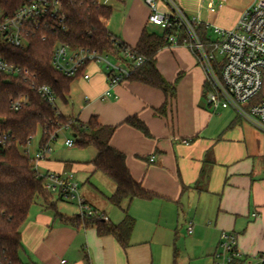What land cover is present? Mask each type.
I'll return each mask as SVG.
<instances>
[{
	"label": "crops",
	"instance_id": "0c3cea01",
	"mask_svg": "<svg viewBox=\"0 0 264 264\" xmlns=\"http://www.w3.org/2000/svg\"><path fill=\"white\" fill-rule=\"evenodd\" d=\"M120 1L124 6L121 15L116 18L112 13L107 26L121 40L135 46L143 30H149L150 9L144 0ZM238 1L214 0L213 9L208 0L175 2L187 15H199L208 32L213 25L233 27L253 3ZM157 66L169 82L181 77L172 101L161 89L129 79L112 89L118 98L102 99L109 87L108 76L95 67L87 69L89 79H76L81 85L78 92L71 84L70 101L81 109L77 116L87 122L95 114L101 123L117 125L111 144L126 154L134 179L156 194L152 199L127 201L136 219L130 246L122 248L111 235L100 237L93 226L62 220L39 197L22 229V252L26 255L29 251L33 257L22 260L24 264H55L51 255H58L59 250L68 255L69 259H63L69 264H180L175 258L176 247L174 253H158L157 257L156 249H161L156 247L170 248L165 236L177 231L181 221L194 225V232L188 234L193 249L188 255L189 264H215L214 254L224 231L238 236V247L249 260L264 257V133L232 109L213 111L208 107L204 95L206 73L187 46L163 48L157 55ZM167 100L164 114L157 112ZM59 110L75 116L68 106ZM132 115L145 121L151 136L124 122ZM96 155L95 149L86 161H52L48 154L43 159L46 173L76 174L83 170L93 175L94 167L88 162ZM152 156L154 161H150ZM205 159L211 163L205 166ZM203 168L206 173L201 177ZM86 177L89 180L90 176ZM52 201L62 215L79 214L78 210L68 215L57 199ZM101 212L112 221L109 212Z\"/></svg>",
	"mask_w": 264,
	"mask_h": 264
},
{
	"label": "trees",
	"instance_id": "16d2710c",
	"mask_svg": "<svg viewBox=\"0 0 264 264\" xmlns=\"http://www.w3.org/2000/svg\"><path fill=\"white\" fill-rule=\"evenodd\" d=\"M26 1L0 0V9L10 15ZM61 2L60 15L34 27L25 46L17 47L0 39V54L17 69L15 73L0 75V131L7 137L6 144H0V264H24L20 256L22 229L31 206L39 197L62 220L78 226H93L100 237L111 235L126 249L131 244L136 219L130 214L129 206L123 208V203L156 196L134 179L127 166L126 154L111 144L117 125L103 124L95 114L87 122L78 116H66L43 95L41 87L48 86L56 99L70 102L72 82L91 64L88 60L75 77L58 71L52 64V57L57 45L64 43L96 56L114 55L117 62L129 68L130 74L126 79L161 89L172 101L177 95L178 79L169 82L163 76L157 66V55L163 48L171 46L167 36L175 33L176 29H164L162 34H158L145 28L137 44L130 46L107 26L113 11L111 6L99 0ZM199 33L205 37L207 27L201 25ZM137 57L143 58L140 65H135ZM111 72L109 70L107 75ZM23 94L28 95V103L19 110L12 109L11 101ZM167 104L168 100L157 112L164 114ZM124 122L151 136L149 127L138 115L129 116ZM64 125L73 132L74 146H92L97 150L96 157L88 163L94 167V173L100 172L115 183V190L108 199L125 214L119 223L81 214L68 217L57 211L56 203L52 201L54 196L46 190L44 178L38 175L34 158L26 153V149L29 140L42 131L38 151L41 150L49 142L51 134ZM58 137L57 133L55 139ZM209 163L211 160L205 159L204 165ZM205 173L206 168H203L201 177Z\"/></svg>",
	"mask_w": 264,
	"mask_h": 264
},
{
	"label": "built area",
	"instance_id": "2783aa9c",
	"mask_svg": "<svg viewBox=\"0 0 264 264\" xmlns=\"http://www.w3.org/2000/svg\"><path fill=\"white\" fill-rule=\"evenodd\" d=\"M144 1L150 9L148 22L160 25L163 29H176L175 33L167 36L170 44L187 46L204 69V95L208 107L213 111L232 109L264 133V0H254L231 28L210 26L215 37L208 34L202 37L199 33V27L203 25L200 16L190 17L174 0H162L165 10H161L157 0ZM208 1L209 8L213 9L214 0ZM61 7V0H27L10 15L4 14L0 9V39L17 47L25 46L33 28L46 23L50 17L59 16ZM128 55L134 58L131 52ZM101 59L112 71L107 75L109 87L103 93L102 99L112 96L118 98L117 94L112 93V89L130 74L129 68L124 64L113 63L107 56L89 54L82 48H72L64 43H59L55 48L52 64L58 71L75 77L88 60L93 63ZM142 62L143 58L137 57L135 65ZM16 71L0 54V75ZM81 76L89 79L90 73L86 70ZM41 91L50 102H56L48 86L43 85ZM28 101V95H20L11 101V107L19 110ZM63 129L71 130L68 125L62 126L51 134L49 142L33 157L38 175L44 178V186L52 195L61 200L75 202L79 214L108 221V216L93 207L81 194L74 172L42 174L38 170L40 160L52 151L55 135ZM6 141V135L0 131V144L5 145ZM31 141L32 138L29 145ZM29 145L26 153H30ZM65 145L73 147L74 137L66 139ZM154 160L155 156H152L150 161ZM187 231L190 235L194 232L192 222H189ZM214 259L215 264H264L263 256L252 260L245 257L238 247V236L226 231L221 234ZM60 264H69V261L61 259Z\"/></svg>",
	"mask_w": 264,
	"mask_h": 264
},
{
	"label": "rangeland",
	"instance_id": "374dc122",
	"mask_svg": "<svg viewBox=\"0 0 264 264\" xmlns=\"http://www.w3.org/2000/svg\"><path fill=\"white\" fill-rule=\"evenodd\" d=\"M99 1L100 3L104 5L112 6V9H113L112 13L113 15L116 14V18L121 15L120 12L123 10L124 6L120 0L119 2L116 0H99ZM127 1H130V0H127ZM174 1H177V3L179 2H183V3L194 2L195 3L196 2V0H174ZM157 2L159 3L160 8L162 6V8L165 9L164 1L157 0ZM118 7H120L121 9H118ZM190 17H192V15H190ZM149 30L151 32L162 34L164 29L160 25L149 24ZM208 35L215 37V34L212 32L211 29L208 31ZM108 59L113 63H117V58L114 55H109ZM94 67L97 68L98 71L101 70L105 74L109 71L103 59L95 62L93 65L90 66L88 70H93ZM199 67H201V65H199ZM179 76H178L177 84L181 78ZM80 87L81 85L79 84V79L72 83V89H74L76 92H78V88ZM61 101H62L61 99H56L55 104L58 107V109L60 108L63 110L65 106H68V110L73 111V113L77 117V114H79L81 110L79 108V104L75 103L73 106L72 102L70 101L68 105L64 106L63 102ZM71 133H73L71 130L63 129L60 131L58 139H55L52 141V145H51L52 151L48 153L52 161H65V160L86 161V160H89L88 159L89 156H91L95 152L94 147L80 148L78 146L70 147V146L65 145V140L66 138L72 136ZM41 138H42V131H38V133L32 138V141L29 145V150H30L29 155L31 157H34L37 150L39 149ZM84 167H86V164L83 163V168ZM38 170L41 173H46L47 169H46L45 159H42L39 162ZM86 174L88 177L90 176L89 180H86L87 179ZM75 175H76V179L78 180L80 184L81 194L85 198H87L89 202H91L93 207L97 208V210L99 211H106L107 213L109 212L111 219L114 223L119 222L117 220L118 218H121V216H123L124 218L125 214L123 210L115 206L114 204H112L108 199V197L115 190V183L110 178L106 177L100 172H97L91 175V173H87L86 171H83V170H79ZM53 196L55 199H57L58 205L59 207H61L63 212H65L68 215H73L75 213H78L79 209L75 202L61 200L56 195H53ZM127 201L128 200H126L123 203V208L128 207L129 203H127ZM129 210H130V207H129ZM188 225H189L188 222L184 223L181 221L179 223V226H178L179 229H177V231L169 232L165 237H166L167 245L170 246V248L166 250L165 248H163L165 246L156 247V248L161 249V250L156 249V257L158 256V253H161V255L164 256L165 252L167 251L172 254V252L174 253V249H175L174 247H176V251L178 254L177 260L180 262V264H183V263L189 264L190 261H188L189 260L188 255L189 254L191 255L193 253L192 252L193 249L191 247V242L188 240V236H189L187 233ZM185 226H186V229H185ZM51 256H52L51 261H54L55 264L56 262H58L57 264H60V261L63 258L69 259V257H67L68 255H66V253H64V251L62 250L58 251V255H56L57 258L56 256H53V255ZM29 257L33 258L32 256H30L29 251H26V255L21 251V259L23 261H28ZM30 264H34V263H30Z\"/></svg>",
	"mask_w": 264,
	"mask_h": 264
}]
</instances>
